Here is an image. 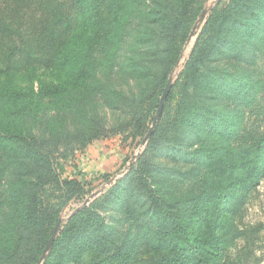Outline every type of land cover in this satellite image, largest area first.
<instances>
[{"label": "trees", "instance_id": "1", "mask_svg": "<svg viewBox=\"0 0 264 264\" xmlns=\"http://www.w3.org/2000/svg\"><path fill=\"white\" fill-rule=\"evenodd\" d=\"M203 2L0 0V264H37L62 205L83 193L80 180L57 170L62 152L110 132L147 134ZM258 49H264V0L216 5L146 148L123 185L107 193H119L127 224L82 207L63 222L43 264H222L230 234L241 243L239 264L252 256L260 262L264 226L241 217L247 193L264 174V129L229 142L239 109L225 102L233 90L247 98L261 88ZM116 76L154 86L131 106L108 84ZM76 91L68 120L64 105L54 102ZM101 104L118 114L115 126L106 127ZM126 109L129 120L122 119ZM178 149L190 152L177 167L155 157ZM106 245L115 252L108 255Z\"/></svg>", "mask_w": 264, "mask_h": 264}, {"label": "rangeland", "instance_id": "2", "mask_svg": "<svg viewBox=\"0 0 264 264\" xmlns=\"http://www.w3.org/2000/svg\"><path fill=\"white\" fill-rule=\"evenodd\" d=\"M227 1L228 0H204L203 8L195 19L187 39L183 44L179 59L169 75V78L172 80L171 87L177 80L179 74L183 71L194 42L198 34L201 32L211 10L219 3H226ZM204 10L206 11L205 16L200 18L201 13ZM257 57L255 73L257 78L259 77L258 80L260 82L257 87L261 88L254 91L252 93V97L248 96L247 98H245L246 96L239 95V93L235 90H233L232 93L225 95V102L229 103L232 107L239 109V112L235 115L237 116V119L235 125L232 127L231 135L226 138L229 142L234 141L239 136L247 137L250 132L259 131L261 133L264 129V49H262L261 52H259V49L257 50ZM108 84H110L111 88L119 90L123 97L127 99V104H130L131 106L141 102L143 96H145L144 94H148L154 86L152 81L146 82L139 80L137 82H133L122 76L111 78V80H108ZM132 92H135L136 97H134L135 100L130 103ZM176 96H174V102L177 100ZM79 97V91L70 92L65 95V101L60 100V104L54 102L57 107H60L61 104L64 105L63 111L65 119L69 120L71 115L74 114L72 107L67 109L68 104ZM174 102L170 103L168 109L175 106ZM54 104L51 105L53 109L56 108ZM73 104L74 102H72V106ZM102 105H105L102 110V115L105 117L104 119H106V127L109 128L111 126H115L118 114H116L115 110L107 107L106 104H101V107ZM156 111L155 113H151V117L147 120V128L149 127V129L153 123V121H151L152 116H155ZM128 112L129 109H126L125 114L122 117L123 120H129L130 117ZM239 121L240 126H238ZM134 131L135 129L118 134H113L111 132L106 133L107 135L95 138L82 147L74 146L72 149L70 146L69 149L64 152H62V149L60 150L63 155L58 156L57 170L62 177L75 178L80 180L83 185V193L79 197H73L69 201H65L62 205L60 212L62 224L72 213L85 206H89L97 210L103 215V219L106 221L127 224V218L124 216L123 210L118 207L117 201L119 193L115 192L108 195L107 193L113 186L120 184V180H123V178L125 182V177L129 174L131 167L136 165L137 159L147 146L149 138L143 142L145 136L135 135ZM209 141L211 142V139H209ZM71 142V144H74V140ZM186 152L190 151L187 149H178L176 152L171 153L165 151L164 153L156 154L155 157L158 162L163 163L162 165L177 167V165H182V158ZM153 159L155 160L154 156ZM186 160L188 159L184 157L183 161ZM122 185L123 184H120L119 186L121 187ZM114 196L117 203L115 206V199H113ZM109 200L113 201L109 203ZM141 200L142 197H140L136 202L140 203ZM141 212L142 215L146 217L147 221L152 223L153 226L159 225L157 218L153 214H150L149 211L141 209ZM138 213L139 210L136 211V214ZM241 220L244 223L263 224L264 226V174L260 178L258 184H256L255 187L247 193V197L245 198V202L243 204ZM236 223L239 225V219L238 221H235V224ZM145 233L146 232H143L142 234ZM147 234L149 235L150 233ZM260 236L261 241L256 248V256L260 257V262H256L252 256L249 259L248 264H264V227ZM240 244L239 237H233L232 234L228 235L222 264H239ZM52 247L40 264L44 263ZM104 247H106L104 251H106L108 255L115 252L110 245H106ZM90 258V252L88 251L86 255H84V259L88 262Z\"/></svg>", "mask_w": 264, "mask_h": 264}, {"label": "water", "instance_id": "3", "mask_svg": "<svg viewBox=\"0 0 264 264\" xmlns=\"http://www.w3.org/2000/svg\"><path fill=\"white\" fill-rule=\"evenodd\" d=\"M205 13H206V11L204 10V11L201 13V17H200V18H203V17L205 16ZM171 82H172V80H171V78H169L168 81H167V84H166V86H165V88H164V91H163V93H162V95H161V97H160L159 106H158L157 111H156V114H155V116H154V120H153L152 126H151V128L149 129V131L147 132V134L145 135V137H144V139H143V142H145V141L149 138V136H150V134H151L153 128L155 127V125H156V123H157V121H158V119H159V117H160V114H161V111H162V108H163V105H164L165 99H166V97H167V95H168V93H169V91H170V89H171ZM61 224H62V220L59 219V220L57 221V223L55 224L54 228H53V231H52V233H51V236H50V238H49V240H48V242H47V244H46V246H45V248H44V251H43V253L41 254V256H40L39 261H38L37 264H40V263H41V261L45 258L47 252H48V251L50 250V248L52 247V245H53V243H54L56 237H57L58 234H59V231H60V228H61Z\"/></svg>", "mask_w": 264, "mask_h": 264}]
</instances>
